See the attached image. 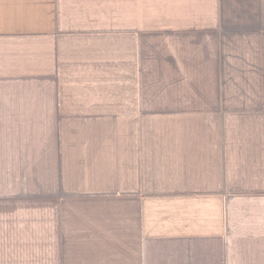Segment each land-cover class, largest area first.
<instances>
[{
	"label": "crops",
	"instance_id": "1",
	"mask_svg": "<svg viewBox=\"0 0 264 264\" xmlns=\"http://www.w3.org/2000/svg\"><path fill=\"white\" fill-rule=\"evenodd\" d=\"M0 264H264V0H0Z\"/></svg>",
	"mask_w": 264,
	"mask_h": 264
}]
</instances>
